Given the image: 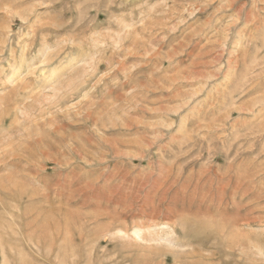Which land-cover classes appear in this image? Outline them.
<instances>
[{"label":"rangeland","instance_id":"obj_1","mask_svg":"<svg viewBox=\"0 0 264 264\" xmlns=\"http://www.w3.org/2000/svg\"><path fill=\"white\" fill-rule=\"evenodd\" d=\"M0 264H264V0H0Z\"/></svg>","mask_w":264,"mask_h":264}]
</instances>
